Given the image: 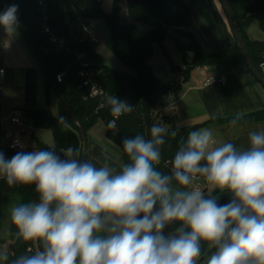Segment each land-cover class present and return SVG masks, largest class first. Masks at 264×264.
Returning <instances> with one entry per match:
<instances>
[{
    "label": "clouds",
    "instance_id": "obj_1",
    "mask_svg": "<svg viewBox=\"0 0 264 264\" xmlns=\"http://www.w3.org/2000/svg\"><path fill=\"white\" fill-rule=\"evenodd\" d=\"M17 12L13 4L0 14L9 38L17 34ZM107 103L113 119L106 127L116 132L134 107L114 95ZM58 122L67 127L63 116ZM178 131L154 123L150 138H125L129 162L119 171L81 162L72 148L65 159L52 150L11 159L0 153V177L9 186L35 185L39 195L38 203L11 210L17 237L33 245L11 264H199L202 256L204 264H264V130L248 134L247 148L218 143L208 128L191 130L162 172L165 136ZM215 190L231 201L219 205Z\"/></svg>",
    "mask_w": 264,
    "mask_h": 264
},
{
    "label": "trees",
    "instance_id": "obj_2",
    "mask_svg": "<svg viewBox=\"0 0 264 264\" xmlns=\"http://www.w3.org/2000/svg\"><path fill=\"white\" fill-rule=\"evenodd\" d=\"M5 1L9 5L18 6L17 16L27 28L53 76L55 77L60 71L67 70L65 79L57 84L86 131L92 128L99 119L103 120L107 126L109 120L113 119L110 105L106 102L103 107H99L101 98L90 96L89 88L84 85L85 77L79 74L75 54L67 51H54L52 47L49 52L43 49L44 46H48V41L37 23L36 0ZM63 1L71 4V8L66 9ZM120 1L113 0L112 10L106 12L103 9V0H50L49 23L59 35H61V30L69 29L68 35L64 38L65 43L73 50H82L88 54L94 68L98 71L99 83L107 90L109 96L114 95L134 107L131 113L117 120L118 131L113 132L108 128L106 131L107 138L120 148V160L123 164L129 162L122 149V141L125 138H132L137 134L145 136L146 139L150 138V128L154 123L167 126L169 133L173 129H179L176 137L170 134L165 136L166 142L161 148L162 159L158 169L167 173L171 168L169 161L181 144L186 142L189 131L213 121L230 123L237 114L214 117L193 127L179 126L167 121V116L162 109L169 104V100L166 101L165 97L171 92L172 87L164 85L153 72L151 61L155 52V43H160L164 54H167L164 43L170 35V29L183 37L174 38L177 50L183 54V66H175L171 61L170 63L173 68L183 70L184 80H188L193 69L199 66H213L221 69L223 74L238 67H245L247 71L252 74L253 72L237 42L232 52L228 54L208 53L204 49L194 30H190L194 26V19L186 0H125L124 6ZM229 2L249 53L257 68L264 75V70L260 66L264 59V40L252 39L247 33V28L254 20L260 23L264 31V0H229ZM78 17L86 20L103 19L107 23L113 40L111 48L121 62L131 69V72L109 67L94 49L93 44L95 43L84 40L81 35V37H72L71 26ZM120 40L128 43L127 51L118 48ZM258 121H264V108L244 113L237 125ZM34 140L36 148L54 151L52 147L40 142L37 137ZM17 152H12V157ZM8 193L19 194V204L39 202L35 185L9 186L6 180L0 177V222L2 219L1 196ZM158 207L159 205L156 206L157 209ZM174 227L173 225L166 228L169 234ZM11 243L14 249L10 248V244L8 245L6 264H11L13 259L26 254L28 248L33 247L31 242H24L17 237V229L13 223ZM202 261L204 257L199 263Z\"/></svg>",
    "mask_w": 264,
    "mask_h": 264
},
{
    "label": "crops",
    "instance_id": "obj_3",
    "mask_svg": "<svg viewBox=\"0 0 264 264\" xmlns=\"http://www.w3.org/2000/svg\"><path fill=\"white\" fill-rule=\"evenodd\" d=\"M195 3L191 9L193 19L195 18L193 30L204 49L208 53L232 52L237 40L221 1L196 0ZM18 31L15 37L9 38L3 26H0V67L6 69L3 89L0 92V144L6 137L12 136L7 125L1 123L4 111L8 109V102L11 101L13 110L19 108L23 114L22 123H18L21 127L16 135H22L30 146H36L34 138L37 137L45 145L54 147L61 159H65L64 152L72 148L73 157L80 160L83 149L82 136L80 140L76 136L64 105L57 98V93L24 36ZM220 73L221 69L213 66H199L193 69L190 78L185 80L186 87L180 94L172 89L165 97L170 105L162 109L164 112H174L180 108L181 121L169 117L166 120L171 124L193 127L214 117L244 114L264 108V86L245 67L227 71L223 84H203L209 75ZM60 116L64 117L67 127L58 122ZM10 124L17 123L10 118ZM201 127L212 130L218 143L232 142L238 148H247L248 134L264 130V121L244 125L213 121ZM46 133L51 134L48 140L44 137ZM102 140L103 143H94L90 162L98 168L107 162L110 167L119 171L121 166L117 162L118 158L113 157L109 150L110 147L113 148L111 141ZM117 153L120 156L121 150H117ZM6 154L12 157V152ZM205 191L207 192L206 187ZM212 195L218 198L219 205L227 204L232 199L230 193H220L219 190L213 191Z\"/></svg>",
    "mask_w": 264,
    "mask_h": 264
},
{
    "label": "rangeland",
    "instance_id": "obj_4",
    "mask_svg": "<svg viewBox=\"0 0 264 264\" xmlns=\"http://www.w3.org/2000/svg\"><path fill=\"white\" fill-rule=\"evenodd\" d=\"M120 2L124 6L125 0H121ZM186 2L188 3V5L190 4L191 9L192 7H194L193 5L196 4L195 3L196 0H186ZM63 4L66 9L71 8L70 7L71 4H67L65 1H63ZM102 5H103V9L106 12H109L112 10L113 0H103ZM3 12L4 10L0 6V14H2ZM84 25H89L90 27H92L96 36L98 37L99 41L93 44V47L96 50V52L100 55L103 62L111 68L131 72V69L126 67L121 62V60L117 57V55L113 52L111 48L113 44V40L107 23L103 19L86 20L83 17H78L71 26L72 37H78L79 35L82 34L86 35V33L82 30V26ZM192 29H194V26L190 28V30ZM17 30H19L18 27ZM18 32L19 34L21 33L20 30ZM247 33L252 39L264 40V31L262 30L260 23L257 20L252 21L250 26L247 28ZM20 35L22 36V33ZM175 37L181 38L182 36L176 34V32L173 29H170V35L168 36V38L164 43V46L167 50V54H164V49L160 43H155V52L151 63L153 66V72L155 76L164 85L171 86L173 90H177L178 94H180L183 88L186 87L185 85L186 81L184 80V74H183L184 72L180 68L177 69L173 68L170 63L171 61L172 64H174L175 66H183V54L180 51H178L176 48L175 40H174ZM184 39L188 40L187 38ZM118 48L122 51H127L128 43L124 40H120L118 42ZM63 108L71 124L73 125L76 136L80 140L81 134L79 131L78 124L72 120L66 108L65 107ZM13 111L14 110L11 107V101H9L8 109L4 111V114L1 118L3 122L1 121V123L7 125V129L9 133L12 136H15L16 133L19 132L21 126L18 123L15 125L10 124V118L12 117ZM165 115L170 119H176L178 122L181 121L182 118V114L180 113V108H178L174 112L165 110ZM201 128H202L201 126L198 127V129ZM106 131H107V127L105 126V123L101 119H99L98 122L92 128H90L89 132L87 131L88 141H89L87 159L89 161L92 158L94 143H103L102 139H105V141L108 140L106 139L107 138ZM50 136L51 134L48 133L44 134V137L47 140L50 138ZM110 144L111 146H113V148L110 147L109 149L110 152L112 153V156L118 158L117 162L119 163V166H122V163H120L119 161L120 156L117 153V150H120V148L112 142ZM114 148H116V150ZM5 158L11 159L12 157L6 154ZM19 202H20V195L17 193H8V194H3L1 196L2 219L0 222V253L7 252L8 245L11 244V226H12L11 210L13 207L18 206ZM0 264H6V262H0Z\"/></svg>",
    "mask_w": 264,
    "mask_h": 264
},
{
    "label": "built area",
    "instance_id": "obj_5",
    "mask_svg": "<svg viewBox=\"0 0 264 264\" xmlns=\"http://www.w3.org/2000/svg\"><path fill=\"white\" fill-rule=\"evenodd\" d=\"M49 1L50 0H36V8H37V23L40 27L42 34L46 37L48 41V46H44L43 49L45 52L50 51V47L54 49V51H67L73 52L77 58L78 66H79V74L85 77L84 85L89 88V94L91 97H100L101 103L99 107H103L107 102V98L109 97V93L107 90L99 83L98 80V71L94 68L92 60L89 58L88 54L82 50H73L70 46L65 43L64 38L59 35L49 23ZM82 30L86 33V35L82 34L84 40L91 41L93 43H97L99 41L96 36L94 30L89 25L82 26ZM80 36V35H79ZM80 36V37H81ZM261 68L264 70V59L260 63ZM67 74V70L60 71L54 77L56 82H62ZM6 77V69L4 67H0V92L3 89L4 81ZM226 80L225 74L220 73L219 75L212 74L209 75L205 81L204 85H212V84H223ZM171 108H174L171 106ZM12 121L15 123H22L23 114L19 108H15L11 117ZM35 146L28 145L23 139L22 135H15L6 137V139L0 144V153L6 154L9 152H31L36 150ZM200 184L203 186V180L201 179Z\"/></svg>",
    "mask_w": 264,
    "mask_h": 264
},
{
    "label": "water",
    "instance_id": "obj_6",
    "mask_svg": "<svg viewBox=\"0 0 264 264\" xmlns=\"http://www.w3.org/2000/svg\"><path fill=\"white\" fill-rule=\"evenodd\" d=\"M224 10L226 12V15L228 17L230 26L232 28V31L234 33V36L237 40V43L248 63V65L250 66L253 74L255 75V77L258 79V81L264 86V75L261 73V71L257 68L254 60L252 59L249 50L246 46V43L244 41L243 35L240 31L239 25L237 23L235 14L233 12V9L231 7V4L229 2V0H220ZM0 6L3 8V10L5 11L10 5L8 4L7 1L5 0H0ZM18 17V16H17ZM18 28L21 31L22 35L24 36L26 42L28 43V45L30 46L32 52L34 53L36 59L38 60L39 64L41 65L42 69L44 70V72L46 73L47 77L49 78L55 92L57 93L60 101L62 102V104L64 105V107L66 108V110L68 111V113L70 114L71 118L73 119L74 122H76L79 126V131L80 134L82 136L83 139V149H82V154H81V162H84L85 160H87L88 157V147H89V141H88V135H87V131L85 129V127L80 123L79 118L76 114V112L74 111V109L72 108V106L70 105V103L67 101L66 97L63 95V93L60 91L59 86L53 76L52 71L50 70L49 66L47 65V63L45 62V60L43 59V56L41 55L37 45L35 44V42L33 41V38L31 37V35L29 34L27 28L24 26V24L22 23V21L19 19L18 17ZM61 36L63 38H66V36L69 33V29H64L60 31ZM164 235L168 236L169 232L167 231V229L164 230ZM10 248L14 249V245L11 243L10 244ZM199 264H204V261H202Z\"/></svg>",
    "mask_w": 264,
    "mask_h": 264
}]
</instances>
